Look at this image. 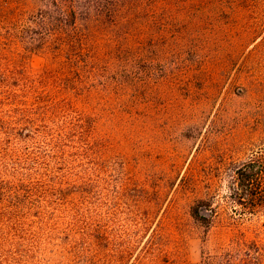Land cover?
Instances as JSON below:
<instances>
[{"label": "rangeland", "instance_id": "rangeland-1", "mask_svg": "<svg viewBox=\"0 0 264 264\" xmlns=\"http://www.w3.org/2000/svg\"><path fill=\"white\" fill-rule=\"evenodd\" d=\"M50 1L0 0V117L27 99L33 122H76L99 196L5 243L3 264H264V206L241 189L261 169L264 195V0H131L130 21L93 27L77 75L28 36ZM44 70L70 75L34 96Z\"/></svg>", "mask_w": 264, "mask_h": 264}, {"label": "trees", "instance_id": "trees-1", "mask_svg": "<svg viewBox=\"0 0 264 264\" xmlns=\"http://www.w3.org/2000/svg\"><path fill=\"white\" fill-rule=\"evenodd\" d=\"M49 3L31 18L35 27L27 26L28 36L37 45L62 55L68 73L76 75L86 62L83 58L89 55L88 39L93 27L114 26L130 21L135 14L131 0H51ZM70 74L42 71L37 80L41 85L35 87L34 96L46 95L43 87L47 86L43 84L52 80L65 83ZM34 86L24 83L22 88L25 91ZM22 100L20 118L0 117V264L8 257L2 253L5 243H12L17 237L27 238L38 226L73 224L76 217L85 213L88 204L96 207L99 196L96 184L99 166L94 162L86 165L88 162L79 155L75 144L81 138V131H69L76 122L70 126L63 122L56 127L45 120L33 122L26 115L35 111L34 105ZM47 100V105L52 106L50 114L56 113L59 102ZM260 171L251 168L243 172L241 189L248 192L244 202L252 209L264 206V195L257 197L251 193L262 182L254 177ZM193 216L205 220L197 211Z\"/></svg>", "mask_w": 264, "mask_h": 264}]
</instances>
